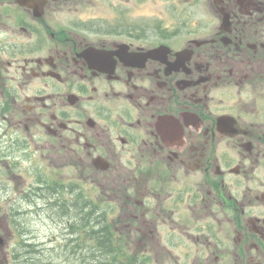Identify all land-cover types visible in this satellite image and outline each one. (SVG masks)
Masks as SVG:
<instances>
[{"label":"flooded vegetation","instance_id":"1","mask_svg":"<svg viewBox=\"0 0 264 264\" xmlns=\"http://www.w3.org/2000/svg\"><path fill=\"white\" fill-rule=\"evenodd\" d=\"M0 155L133 260L264 264V0H0Z\"/></svg>","mask_w":264,"mask_h":264},{"label":"rangeland","instance_id":"2","mask_svg":"<svg viewBox=\"0 0 264 264\" xmlns=\"http://www.w3.org/2000/svg\"><path fill=\"white\" fill-rule=\"evenodd\" d=\"M161 1V0H156ZM173 8V6H172ZM172 13L171 6L158 4L151 8V24H157V14ZM1 156V155H0ZM35 170L30 163L22 161L5 162L0 159V186L2 193L0 196V264H98L103 255V251L95 248L89 252V246L95 244L84 230L78 235L71 234L68 224L61 211L53 203L41 198V195H50L47 189V182H41L40 178L34 174ZM56 178H65L66 172L61 169L54 170ZM87 181V203L96 202L98 190H94V184ZM93 184V186L90 185ZM42 185L46 190L37 191ZM33 190L35 194H30ZM7 191V192H6ZM39 192V195L37 193ZM29 195V196H28ZM101 202V200H100ZM48 205V206H47ZM52 205V207H50ZM54 207V208H53ZM57 210V211H55ZM59 210V211H58ZM88 209L72 215L75 220L85 219ZM57 213V214H56ZM62 216V217H59ZM112 228L116 214L108 213ZM111 227V226H110ZM127 230L125 227L121 231V245L128 251L126 242ZM81 237V239L79 238ZM29 246V247H28ZM38 251V253H37ZM104 257V256H103ZM106 259V258H104ZM128 262L125 256L121 259ZM135 264H203L197 262H136ZM205 264H226V263H205Z\"/></svg>","mask_w":264,"mask_h":264},{"label":"trees","instance_id":"3","mask_svg":"<svg viewBox=\"0 0 264 264\" xmlns=\"http://www.w3.org/2000/svg\"><path fill=\"white\" fill-rule=\"evenodd\" d=\"M86 205L88 212L83 215L85 216L84 224L81 225L79 223L81 220L77 219L69 229L71 234L79 236L82 230L86 232L87 236L95 242V244L89 246V252H92L95 248H99L104 253L103 255L101 254V258L93 256L95 260H99L98 264H135L136 262L132 260L126 259L128 262L120 260L124 254L114 245L111 228L105 221V214L98 215L95 206L91 205V203H86ZM76 209L78 216H80L78 206H76ZM79 238L81 239V237Z\"/></svg>","mask_w":264,"mask_h":264},{"label":"bare ground","instance_id":"4","mask_svg":"<svg viewBox=\"0 0 264 264\" xmlns=\"http://www.w3.org/2000/svg\"><path fill=\"white\" fill-rule=\"evenodd\" d=\"M48 206V205H47ZM50 207H52V205L50 206ZM56 207V206H55ZM54 208V207H53ZM57 209V208H56ZM55 211H57V210H55ZM59 211V210H58ZM61 213V212H60ZM57 214V213H56ZM59 217H62V216H59ZM29 247V246H28ZM37 253H38V251H37Z\"/></svg>","mask_w":264,"mask_h":264},{"label":"water","instance_id":"5","mask_svg":"<svg viewBox=\"0 0 264 264\" xmlns=\"http://www.w3.org/2000/svg\"><path fill=\"white\" fill-rule=\"evenodd\" d=\"M29 5V4H28Z\"/></svg>","mask_w":264,"mask_h":264}]
</instances>
